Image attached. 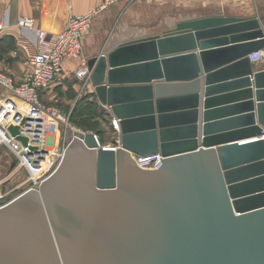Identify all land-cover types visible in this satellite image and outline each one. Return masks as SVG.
<instances>
[{"label":"water","instance_id":"obj_1","mask_svg":"<svg viewBox=\"0 0 264 264\" xmlns=\"http://www.w3.org/2000/svg\"><path fill=\"white\" fill-rule=\"evenodd\" d=\"M263 47V16L212 12L89 56L117 145L74 130L0 205V264H264Z\"/></svg>","mask_w":264,"mask_h":264},{"label":"built area","instance_id":"obj_2","mask_svg":"<svg viewBox=\"0 0 264 264\" xmlns=\"http://www.w3.org/2000/svg\"><path fill=\"white\" fill-rule=\"evenodd\" d=\"M122 1L124 0H102V3L93 9L75 13L57 33H47L44 29L36 28L29 17L17 19L22 37L19 39L20 44L31 43L35 51L26 58L27 70L20 80L17 81L11 75L0 71V146L8 147L17 159V166L9 174L23 168L36 185L27 189H37L42 180L55 171L63 157L64 149L71 139L76 137L74 130L85 133L70 124L69 115L54 106H46L40 99L41 92L54 82L63 70L66 60L80 59L83 51L82 36L91 27L94 17L107 5ZM125 1L128 3L134 0ZM7 26L8 23L0 19V39ZM254 56L256 59H264V47L255 52ZM74 73L82 88L91 85L90 70L85 61L76 66ZM10 125L17 126L16 134L10 131ZM112 125L114 129L119 130L116 118H112ZM59 127L71 129L70 133L65 131L63 144L54 136ZM95 136L98 140L96 134ZM260 136L264 137V132ZM58 141L62 150L55 158L54 149L60 147ZM132 156L138 165L148 169H157L162 163L160 158L164 157L160 153ZM56 159L59 161L57 165H53Z\"/></svg>","mask_w":264,"mask_h":264},{"label":"crops","instance_id":"obj_3","mask_svg":"<svg viewBox=\"0 0 264 264\" xmlns=\"http://www.w3.org/2000/svg\"><path fill=\"white\" fill-rule=\"evenodd\" d=\"M134 1H129L128 4L130 2L133 4ZM101 3L102 0H0V19L8 23L4 36L0 40V71L11 75L17 81L20 80L23 71L26 70L24 67L26 58L35 51L31 43L20 44L19 39L22 37L16 23L17 19L29 17L36 28L44 29L47 33H57L63 29L71 15L88 11ZM122 4L117 3L116 6H111L94 17L91 27L82 36L83 51L80 59H68L65 62L68 70L81 61L86 62L89 56L99 53L104 47V42L107 41L104 48L106 50L120 40L131 38L132 26L126 19L117 30H115L117 27L115 22H113L114 26L116 25L115 28L114 26L105 28L112 14L122 9ZM150 5L163 11L162 16L159 15V20L154 23V26L148 23L143 24L145 26L140 31L141 33L136 36L152 34L151 28L153 27L162 28L177 20L204 13L222 12L236 15L255 13L263 16L264 19V0H136L133 6L136 10L129 9L128 12H131L129 16L146 18L138 12L140 8H144L143 6ZM6 50H8L7 56L5 55ZM253 59V70L264 67V59H256L255 56Z\"/></svg>","mask_w":264,"mask_h":264},{"label":"rangeland","instance_id":"obj_4","mask_svg":"<svg viewBox=\"0 0 264 264\" xmlns=\"http://www.w3.org/2000/svg\"><path fill=\"white\" fill-rule=\"evenodd\" d=\"M135 1L133 2V4L132 2L128 4L125 0L119 2L123 3V7H121L123 10H116L110 17L108 25H105V28H112L114 26L113 22H115L117 27L115 25L114 28L116 27L115 30H117L118 27L123 24L124 20L126 19L129 21L130 26H132V37L141 33L140 31L142 30L143 26H145L143 24L148 23L152 24L151 26H154V23L158 22L159 15H161L163 11H159L151 5L146 7L143 6L144 8H140L138 13L143 14L146 18H144L143 16L141 18H136L135 16L130 17L129 15L131 12H128V10H136V8H133ZM116 5L117 2L111 3L101 11L104 12L109 7ZM148 17L150 18L147 19ZM156 30L158 31L160 30V28H151L152 33H155ZM106 42H104V47L100 50V52L103 51L106 47ZM7 51L8 50H6L5 55ZM77 65L78 64L72 67L71 70H68L64 66L63 70L56 76L54 82L48 88L41 92L40 99L46 106H54L64 114H67V116L69 115V122L70 124H72V126H76L84 130L85 132H94L98 137L100 146L117 145L118 130L114 129L112 125V118L114 117L111 115L109 108L98 100V98L94 94L91 85H87L85 89L82 88V85H80V80L76 77L74 73V70ZM24 67L27 70L25 64ZM25 71H23V73ZM88 104H90L92 107H96V110L94 112L89 111V116H78L72 114L75 113L74 109L76 108V105L84 106ZM77 109H79V107ZM65 131H68L70 133V127L69 129L59 127V131L54 134V136L59 138V141L62 144L64 143L62 137H64ZM47 146H49V144ZM61 150V144L60 147L57 146V148L54 149L55 158H57V153H61ZM58 161L59 160L56 159L53 165H57ZM16 166L17 159L14 153L4 145L0 146V205L9 202L12 198H14L16 195L23 192L27 188L33 186L36 187V185H34L31 179L29 178L27 171L23 168H18L14 170L11 174H9L10 171L12 169H15Z\"/></svg>","mask_w":264,"mask_h":264},{"label":"trees","instance_id":"obj_5","mask_svg":"<svg viewBox=\"0 0 264 264\" xmlns=\"http://www.w3.org/2000/svg\"><path fill=\"white\" fill-rule=\"evenodd\" d=\"M79 107V109H77ZM96 110V107H92L90 104L84 105V106H78L76 105V108L74 109L75 113H72L73 115H90L89 111L94 112Z\"/></svg>","mask_w":264,"mask_h":264},{"label":"bare ground","instance_id":"obj_6","mask_svg":"<svg viewBox=\"0 0 264 264\" xmlns=\"http://www.w3.org/2000/svg\"><path fill=\"white\" fill-rule=\"evenodd\" d=\"M117 121H118V119H117ZM118 124H119V121H118ZM114 146H116V145H114Z\"/></svg>","mask_w":264,"mask_h":264},{"label":"flooded vegetation","instance_id":"obj_7","mask_svg":"<svg viewBox=\"0 0 264 264\" xmlns=\"http://www.w3.org/2000/svg\"><path fill=\"white\" fill-rule=\"evenodd\" d=\"M162 28H164V27H162ZM162 28H160V29H162Z\"/></svg>","mask_w":264,"mask_h":264}]
</instances>
